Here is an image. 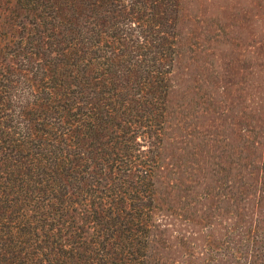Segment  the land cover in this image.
<instances>
[{
  "label": "trees",
  "instance_id": "trees-1",
  "mask_svg": "<svg viewBox=\"0 0 264 264\" xmlns=\"http://www.w3.org/2000/svg\"><path fill=\"white\" fill-rule=\"evenodd\" d=\"M14 1L26 20L0 41V264H147L180 0ZM260 220L202 246L200 264H264Z\"/></svg>",
  "mask_w": 264,
  "mask_h": 264
},
{
  "label": "rangeland",
  "instance_id": "rangeland-1",
  "mask_svg": "<svg viewBox=\"0 0 264 264\" xmlns=\"http://www.w3.org/2000/svg\"><path fill=\"white\" fill-rule=\"evenodd\" d=\"M1 8L0 41L26 20ZM176 31L147 264H200L264 223V0H180Z\"/></svg>",
  "mask_w": 264,
  "mask_h": 264
}]
</instances>
